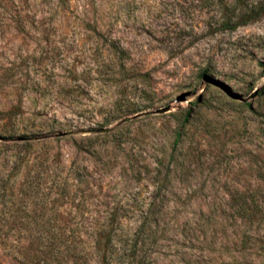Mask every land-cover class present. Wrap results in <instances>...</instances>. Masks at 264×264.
Masks as SVG:
<instances>
[{"label":"rangeland","instance_id":"obj_1","mask_svg":"<svg viewBox=\"0 0 264 264\" xmlns=\"http://www.w3.org/2000/svg\"><path fill=\"white\" fill-rule=\"evenodd\" d=\"M96 234L264 264V0H0V264H96Z\"/></svg>","mask_w":264,"mask_h":264},{"label":"trees","instance_id":"obj_2","mask_svg":"<svg viewBox=\"0 0 264 264\" xmlns=\"http://www.w3.org/2000/svg\"><path fill=\"white\" fill-rule=\"evenodd\" d=\"M237 23H234V25H232L231 27L236 26ZM247 208L248 205H246V203L243 201V203H239L236 207L235 210L240 212V214H245L247 215ZM101 238V234H96L94 236V244L95 247L98 249L97 250V256H99V261H97L96 264H107V258L109 259L111 257V252L110 251H99V239ZM106 240L109 241L110 240V236L109 234L106 233ZM128 258V255L126 256ZM127 258L125 260H127ZM127 263V262H126Z\"/></svg>","mask_w":264,"mask_h":264},{"label":"water","instance_id":"obj_3","mask_svg":"<svg viewBox=\"0 0 264 264\" xmlns=\"http://www.w3.org/2000/svg\"><path fill=\"white\" fill-rule=\"evenodd\" d=\"M165 109H160V112L164 111Z\"/></svg>","mask_w":264,"mask_h":264}]
</instances>
